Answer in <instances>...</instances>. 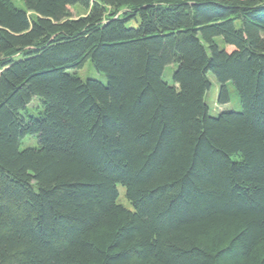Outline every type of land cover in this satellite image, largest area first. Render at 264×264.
Segmentation results:
<instances>
[{"label": "trees", "instance_id": "obj_1", "mask_svg": "<svg viewBox=\"0 0 264 264\" xmlns=\"http://www.w3.org/2000/svg\"><path fill=\"white\" fill-rule=\"evenodd\" d=\"M20 1L0 0V264H264V0ZM209 73L239 110L209 114Z\"/></svg>", "mask_w": 264, "mask_h": 264}, {"label": "rangeland", "instance_id": "obj_2", "mask_svg": "<svg viewBox=\"0 0 264 264\" xmlns=\"http://www.w3.org/2000/svg\"><path fill=\"white\" fill-rule=\"evenodd\" d=\"M11 1L17 7H20V8L24 7L23 3L20 0H11ZM72 12H73V16L76 17L78 14H84L86 11L77 7L76 9L72 10ZM174 68H175V64H172V65L166 66L164 69L163 78L169 83H171V74ZM76 73L82 79L101 78V80H103V74L96 71L90 65L89 61H87L81 69L77 70ZM208 76L211 81V86L209 90L206 92L204 100L207 104L209 114L216 115V113L218 114L219 112L224 111V110H239L241 108L240 102L238 100L239 98L235 94L234 89L230 84L227 85L228 92H229V98H228L229 101L227 103H222V104L217 103V94H218L219 86L216 80L214 79V77L211 75V73H209ZM41 105L42 104L40 103L39 100L33 99L31 103L27 106V111L29 112V114L38 113L41 110ZM37 144L38 143H37L35 136L26 135L21 139L20 144H19V149L29 147V146H37ZM118 190H119V201L122 202V204L129 206L126 200L124 199L123 188L121 186H118Z\"/></svg>", "mask_w": 264, "mask_h": 264}]
</instances>
